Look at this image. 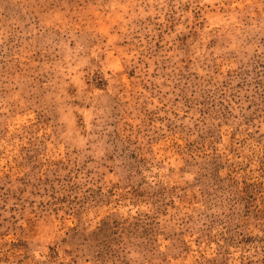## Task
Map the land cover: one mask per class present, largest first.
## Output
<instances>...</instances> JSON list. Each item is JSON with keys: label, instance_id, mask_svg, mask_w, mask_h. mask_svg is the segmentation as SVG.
Masks as SVG:
<instances>
[{"label": "rangeland", "instance_id": "374dc122", "mask_svg": "<svg viewBox=\"0 0 264 264\" xmlns=\"http://www.w3.org/2000/svg\"><path fill=\"white\" fill-rule=\"evenodd\" d=\"M0 264H264V0H0Z\"/></svg>", "mask_w": 264, "mask_h": 264}]
</instances>
